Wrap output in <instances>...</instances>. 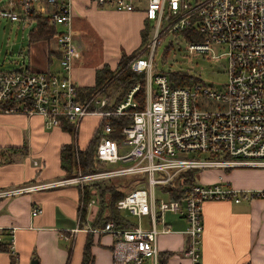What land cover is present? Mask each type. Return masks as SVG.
I'll list each match as a JSON object with an SVG mask.
<instances>
[{"label": "built area", "instance_id": "1", "mask_svg": "<svg viewBox=\"0 0 264 264\" xmlns=\"http://www.w3.org/2000/svg\"><path fill=\"white\" fill-rule=\"evenodd\" d=\"M120 12L144 13L151 39L130 61L146 75L144 106L136 108L135 86L118 105L103 89L85 95L71 78L77 50L73 41V0H0V19L32 24L45 18L56 29L61 72H36L29 66L0 71V106L4 114L39 115L48 129L67 124L75 136L82 120H104L96 157L106 169L34 186L0 190V199L65 185L135 175L139 181L116 208L140 221L131 229L113 222L90 229L114 238L113 264H161L158 238L171 233L164 214H182L187 223L185 256L200 264L202 210L206 201L234 203L264 199V191L237 190L221 182L191 186L171 200L166 189L179 173L199 169H264V0H88ZM60 27L63 30H60ZM198 36L200 40L190 41ZM51 38V39H52ZM179 39L191 54L220 62L226 82L215 87L200 81L173 87L168 75L155 71V55L165 40ZM181 42V41H179ZM129 116L116 137L110 121ZM77 148V147H76ZM76 158L78 151L76 149ZM118 164L117 168L108 167ZM160 196V197H159ZM84 198V196H83ZM92 197L88 206H95ZM34 208L32 215L41 213ZM149 218V228L141 222ZM12 233V232H11ZM4 231L0 228V243ZM13 241L10 240V248Z\"/></svg>", "mask_w": 264, "mask_h": 264}, {"label": "crops", "instance_id": "2", "mask_svg": "<svg viewBox=\"0 0 264 264\" xmlns=\"http://www.w3.org/2000/svg\"><path fill=\"white\" fill-rule=\"evenodd\" d=\"M72 4L73 29L83 17L95 13L112 18L114 23L121 20L133 27L141 42L142 31L147 26L144 13L120 12L88 0H73ZM40 42L49 47L41 52L42 63L34 60L29 68L36 72H61L56 40L36 43ZM30 55L33 56L32 52ZM122 56L118 54L111 59L105 55L102 62L91 64L89 55L77 51L71 78L87 95L85 89L95 85L96 70L103 65L115 69ZM91 120L95 121L92 123ZM97 123L96 117L84 118L74 136L67 124L48 129L44 118L39 115L1 113L0 190L64 179L61 147L75 143L77 151L78 148L84 149ZM218 182L240 191H264V169H215L201 176L202 185ZM84 194L78 185H65L1 198L0 228L4 234L0 243V264H82L89 237L92 242L91 264H113L114 238L90 231L103 228L93 227L99 211L97 196H90L97 200L96 205L90 207V198ZM34 208H40L42 212L33 216ZM121 213L135 225L140 221L126 212ZM164 218L171 233L158 238L161 264H193L185 256L188 228L185 217L167 212ZM202 221L200 264H264V199L240 203L206 201ZM141 222L145 228L150 227L148 217H143ZM10 240L13 248L9 246Z\"/></svg>", "mask_w": 264, "mask_h": 264}, {"label": "trees", "instance_id": "3", "mask_svg": "<svg viewBox=\"0 0 264 264\" xmlns=\"http://www.w3.org/2000/svg\"><path fill=\"white\" fill-rule=\"evenodd\" d=\"M34 22L36 25L30 32V43L49 40L56 34L55 27L51 25L47 19L37 17ZM147 25L149 24L147 23ZM151 33L150 24V30H148L146 26L142 31L141 48H143L150 41ZM188 37L190 41L200 40L198 36ZM169 41V44L165 47L163 59H166V55H168L173 43L175 42L173 40ZM139 50L134 51L130 55H123L115 69H111L108 65H103L98 68L95 74V85L85 89L87 91V95L103 89L104 93L113 101L114 105H118L125 100L127 94L132 90V88L139 86V90L134 96L136 108H131V110L142 109L145 100L146 75L145 73L135 72L127 66L129 61L137 55ZM160 73L166 75L169 74L168 77L173 87L191 86L200 81L199 78L189 74L188 72L173 71L166 73L160 71ZM113 83H117L118 87V92L115 94L114 99L111 98L108 92ZM1 113H3V107L0 106V114ZM110 121L112 122L115 131L112 137L115 138L120 129L123 126L130 124L132 119L129 116L113 117ZM98 123L99 124L94 130L86 147L84 149L78 148V158H76L75 154L77 149L75 143L67 144L61 147L60 162L65 178L76 176L79 173L78 170H80L83 174H88L106 169V163H101L96 157V147L100 137L102 136L104 120H99ZM67 128L71 130L69 125ZM137 181H139L138 176L130 175L96 180L85 184L84 196L88 199L92 194H95L98 199L99 211L93 227H104L109 222H113L116 227L120 229H131L135 226V223L127 219L119 210H117L116 204L123 198L125 194L124 189H130ZM196 182V172L189 170L179 173L174 181L166 187V189L170 191L171 200H182L184 197L182 183L184 185L191 186ZM91 245L92 242L89 237L84 247L82 264L92 263Z\"/></svg>", "mask_w": 264, "mask_h": 264}, {"label": "rangeland", "instance_id": "4", "mask_svg": "<svg viewBox=\"0 0 264 264\" xmlns=\"http://www.w3.org/2000/svg\"><path fill=\"white\" fill-rule=\"evenodd\" d=\"M35 25V22L29 25L0 19V71L18 70L33 65L34 60H39L38 62L42 63L43 55L41 52L47 49L49 45L45 42L30 43L29 35ZM147 29L150 30V24L147 25ZM60 30H63V28L60 27ZM73 39L77 51L89 55L91 64L102 62L101 59L105 55L112 59L117 57L118 54L130 55L141 48V42L139 43L133 27L121 20H115L114 23L112 18L95 13L88 14L87 17H83L79 23L74 25ZM171 39L165 40L164 45L158 49L155 55L156 72H188L199 78L200 82L215 87H219L226 82L227 76L220 62L214 61L208 55L202 53L191 54L187 50V44L180 39L181 42L176 40L173 43L166 59H163L165 47ZM133 46L135 47L131 50ZM30 52H32V57ZM129 63L127 66H129ZM108 92L111 98L114 99L115 94L118 92L117 83H113ZM96 119L99 121L98 118ZM87 122L88 120H86L84 126L87 125ZM108 167L117 168L118 164L109 165ZM215 169H199L196 171L197 183L202 184L201 176ZM129 190V188L124 189V193ZM126 216L128 215L126 214Z\"/></svg>", "mask_w": 264, "mask_h": 264}]
</instances>
